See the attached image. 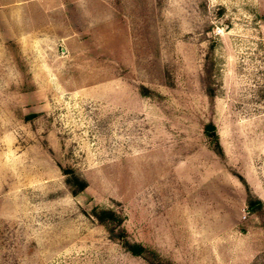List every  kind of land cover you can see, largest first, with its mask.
I'll use <instances>...</instances> for the list:
<instances>
[{
    "label": "rangeland",
    "instance_id": "obj_1",
    "mask_svg": "<svg viewBox=\"0 0 264 264\" xmlns=\"http://www.w3.org/2000/svg\"><path fill=\"white\" fill-rule=\"evenodd\" d=\"M237 175L264 210V0H0V264H147L93 205L169 264H264Z\"/></svg>",
    "mask_w": 264,
    "mask_h": 264
},
{
    "label": "trees",
    "instance_id": "obj_2",
    "mask_svg": "<svg viewBox=\"0 0 264 264\" xmlns=\"http://www.w3.org/2000/svg\"><path fill=\"white\" fill-rule=\"evenodd\" d=\"M201 83L204 86L206 95L211 98L214 94L213 87L211 86V64L205 65ZM202 130L212 143L211 149L220 155L221 146L218 142V136L217 133H215L213 124L210 122L204 124ZM62 172L65 174L64 182L69 187L72 194H76L85 187V179L75 173L71 167L62 168ZM237 177L245 187L246 207L254 210L260 216L262 221L261 224L264 227V210L262 209L261 199L249 191L247 183L242 176L237 175ZM88 214H90L97 223L103 226L109 239L116 241L129 253L141 256L147 264H169V262L159 256L152 247L146 246L140 242L130 241L126 237L122 226V216L113 208L93 205L89 208Z\"/></svg>",
    "mask_w": 264,
    "mask_h": 264
},
{
    "label": "built area",
    "instance_id": "obj_3",
    "mask_svg": "<svg viewBox=\"0 0 264 264\" xmlns=\"http://www.w3.org/2000/svg\"><path fill=\"white\" fill-rule=\"evenodd\" d=\"M246 211H248V210L246 209Z\"/></svg>",
    "mask_w": 264,
    "mask_h": 264
}]
</instances>
